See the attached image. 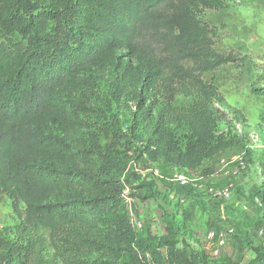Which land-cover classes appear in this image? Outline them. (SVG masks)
<instances>
[{"label": "trees", "instance_id": "1", "mask_svg": "<svg viewBox=\"0 0 264 264\" xmlns=\"http://www.w3.org/2000/svg\"><path fill=\"white\" fill-rule=\"evenodd\" d=\"M224 7V0H0V35L11 41L0 43V197L20 221L13 240L0 236V264H211L177 248L167 215L162 237L133 230L123 191L154 200L156 185L112 173L115 156L89 135L105 98L129 111L127 140L153 161L190 172L228 148L214 134L213 107H230L205 76L245 61L218 52L215 27L201 18ZM254 252L247 263L217 264H264V251Z\"/></svg>", "mask_w": 264, "mask_h": 264}, {"label": "rangeland", "instance_id": "2", "mask_svg": "<svg viewBox=\"0 0 264 264\" xmlns=\"http://www.w3.org/2000/svg\"><path fill=\"white\" fill-rule=\"evenodd\" d=\"M224 4L223 9L204 11L201 18L215 27L218 52L245 61L205 76L230 107L228 110L219 103L213 107L217 116L214 134L229 143L228 148L190 172L153 161L148 153L140 154V144L127 140L129 111L105 98L94 106L93 132L89 135L93 146L115 156L109 165L112 173L133 184L135 175L139 181L152 180L156 185L155 199L147 201L130 198L131 190L127 188V217L133 230L140 236L150 233L162 237L167 215L176 233L177 248L206 255L211 264L228 260L247 263L255 257L254 249L264 251V96L252 92L264 91V0H224ZM48 28L52 30L53 26ZM16 41L22 39L16 37ZM9 42L0 35V43ZM237 158L245 163L244 169L237 166ZM150 169L159 171L161 178L155 180L147 172ZM176 173L199 181L202 189L195 187V181L184 188L171 183L170 177ZM227 183L233 185L228 201L217 202L207 194L209 189L220 190ZM19 225L11 202L1 196L0 236L13 240ZM229 230L233 232L227 235L222 248L207 240L211 231Z\"/></svg>", "mask_w": 264, "mask_h": 264}, {"label": "built area", "instance_id": "3", "mask_svg": "<svg viewBox=\"0 0 264 264\" xmlns=\"http://www.w3.org/2000/svg\"><path fill=\"white\" fill-rule=\"evenodd\" d=\"M235 160L237 162V166L240 169H244L245 168V163L240 158H237ZM147 172L152 174V176L154 177L155 180L158 179V178H161V174L156 169H150ZM225 174H227V173H225ZM169 181L171 183H175V184L179 185L180 187L184 188V187H188L191 184V182H194L195 180H191L184 173H176V174H173L170 177ZM195 183H197L195 185L196 188L202 189V186L199 185V181H195ZM232 189H233V185L231 183H227V185L224 188L220 189V190L209 189L207 191V194L214 201L225 202V201H228L230 199L231 193H232ZM126 194H127V189L124 190L123 194H122V196L125 199V202L127 201ZM137 228L140 229V225L139 224L137 225ZM232 232H233V230H229L228 233H225V232H218L217 233V232L211 231V232H209L207 234V240L209 242H213L214 245H216V247L222 248L226 244L227 235L232 234ZM213 254L216 255L217 251H214Z\"/></svg>", "mask_w": 264, "mask_h": 264}]
</instances>
